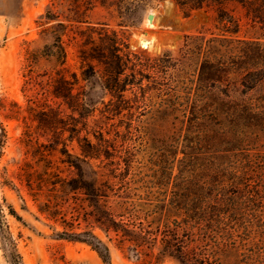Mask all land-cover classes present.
Instances as JSON below:
<instances>
[{
  "label": "trees",
  "instance_id": "obj_1",
  "mask_svg": "<svg viewBox=\"0 0 264 264\" xmlns=\"http://www.w3.org/2000/svg\"><path fill=\"white\" fill-rule=\"evenodd\" d=\"M147 1L90 0L92 7L99 2L119 17L130 4ZM173 1L186 15L212 10L219 32L185 35L177 51L151 56L130 49L124 32L106 23L87 29L88 42L78 50L86 66L82 73L98 74L109 98L101 107H88L77 92L73 131H85L82 151L100 160L94 174L104 180L100 185L97 179L88 181L82 170L59 180L74 192L112 203L98 221L120 231L121 243L132 241L142 263H148L149 248L157 241L148 227L161 216L163 224L155 231H160L162 251L180 264H264V40L233 36L242 18L246 31L264 32V0ZM237 7L243 17L233 14ZM55 53L64 63L61 44L47 55ZM64 77L60 73L59 80L71 94L74 82ZM156 138L170 140L171 149L145 162L148 179L136 181L132 150L136 142L149 146ZM57 175L24 167L17 173L35 189L36 199L39 189L57 182L51 179ZM166 183H171V200L155 202ZM53 194H46V202ZM142 219L148 224L143 226ZM58 235L93 239L109 262L108 248L90 231Z\"/></svg>",
  "mask_w": 264,
  "mask_h": 264
},
{
  "label": "rangeland",
  "instance_id": "obj_2",
  "mask_svg": "<svg viewBox=\"0 0 264 264\" xmlns=\"http://www.w3.org/2000/svg\"><path fill=\"white\" fill-rule=\"evenodd\" d=\"M129 8L119 17L99 2L92 7L90 0H0V264H146L134 253L132 241L121 243L120 231L107 230L98 221L112 203L105 197L97 200L91 194L74 192L59 180L79 170L86 180L97 179V185L104 180L94 174L100 160L82 151L85 131L82 129L79 135L73 131L78 119L73 100L81 92L86 106L101 107L109 95L98 74L89 69L82 73L86 66L80 62L78 50L88 42L87 29L101 26L97 22L124 32L130 49L151 56L177 51L185 35L201 31L209 36L219 31L216 14L205 8L186 15L173 0L134 2ZM242 12L237 7L233 14L243 17ZM243 22L244 18L240 31L233 36L264 40V32L246 31ZM56 44L65 49L64 63L56 53L47 55ZM60 73L68 82H74L72 95L59 80ZM53 92H61L64 97H55ZM172 144L157 138L150 140L149 146L136 142L132 150L136 159L134 176L133 172L130 176L136 181L147 180L150 172L142 165L153 155L171 149ZM21 167L59 177H51L57 182L39 189L36 199L35 189L18 179ZM142 182L138 184L144 185ZM164 186L155 202L171 200V183ZM50 191L54 194L48 203L46 194ZM141 221L143 226L148 224ZM162 224L163 217L158 216L148 227L154 232L151 237L157 235V241L149 248L147 264H180L176 257L162 251L160 231H155L156 225ZM86 231L108 248L109 262L102 259L93 239L58 235ZM179 236L184 238L182 233Z\"/></svg>",
  "mask_w": 264,
  "mask_h": 264
},
{
  "label": "bare ground",
  "instance_id": "obj_3",
  "mask_svg": "<svg viewBox=\"0 0 264 264\" xmlns=\"http://www.w3.org/2000/svg\"><path fill=\"white\" fill-rule=\"evenodd\" d=\"M150 25H151V24H150ZM141 41H142V40H141ZM142 43H143L144 45L146 44L145 41H143ZM148 43H149V41H148ZM139 44H140V43H139ZM143 44H142V45H143ZM151 44H152V42H151ZM151 44H150V45H151ZM144 47H145V46H144Z\"/></svg>",
  "mask_w": 264,
  "mask_h": 264
},
{
  "label": "water",
  "instance_id": "obj_4",
  "mask_svg": "<svg viewBox=\"0 0 264 264\" xmlns=\"http://www.w3.org/2000/svg\"><path fill=\"white\" fill-rule=\"evenodd\" d=\"M143 42V41H142ZM141 41H140V43H142Z\"/></svg>",
  "mask_w": 264,
  "mask_h": 264
}]
</instances>
